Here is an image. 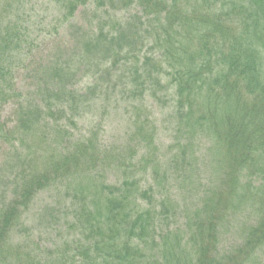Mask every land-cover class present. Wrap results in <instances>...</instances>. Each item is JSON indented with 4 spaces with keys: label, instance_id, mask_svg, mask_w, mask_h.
<instances>
[{
    "label": "trees",
    "instance_id": "1",
    "mask_svg": "<svg viewBox=\"0 0 264 264\" xmlns=\"http://www.w3.org/2000/svg\"><path fill=\"white\" fill-rule=\"evenodd\" d=\"M57 1L64 21L82 7L101 21L78 27L71 63L39 65L25 95L15 73L33 9L0 0V141L13 146L0 264H264V0ZM100 103L129 120L117 149L79 135ZM46 192L58 239L45 247L28 224Z\"/></svg>",
    "mask_w": 264,
    "mask_h": 264
},
{
    "label": "rangeland",
    "instance_id": "2",
    "mask_svg": "<svg viewBox=\"0 0 264 264\" xmlns=\"http://www.w3.org/2000/svg\"><path fill=\"white\" fill-rule=\"evenodd\" d=\"M27 7L31 10L33 9L30 11L32 14L31 21H33L32 27L34 31L33 38L35 40V45L30 50V52H28V55L22 60V65L18 67L15 73L18 91L24 93L25 95L33 91L37 81L41 79L40 76L43 75V73L39 74V72L36 71L39 65L48 67L54 66L59 62L67 64L71 63V61L66 60V57L72 54V48L75 49V45L78 40L77 38L81 34V31L78 30V27L82 26L83 24L87 27V23L89 22H92L93 25L97 26L99 21H101L98 19H93L94 16L100 15L98 11L94 12L92 8L87 11L84 10L83 7L78 8L75 12V15L71 19L64 21L63 12L62 10L60 11V4L57 0H28ZM68 49H70L69 52ZM104 109L107 110L105 113L103 112ZM13 110V104L11 103L7 105L2 112L1 118L3 122L7 123V129L13 125ZM89 111L90 113L88 112L86 122L79 124V135H88L89 132L96 130L101 136L104 144L110 146L112 150L119 148L122 143V138H124L126 131L128 128H130L128 118L126 116L123 118L121 116L122 112L120 110H118L117 114H115L114 109L108 110L107 106L103 107V103H100ZM91 117H94L93 121H91ZM164 118L167 119V114L161 116L160 120H163ZM165 127L169 128V123L166 122ZM167 130L168 129H162L159 143H168L169 140L167 137ZM12 167L13 146H11V142L9 140H1L0 208L3 205V198L11 195L13 190V173L11 172ZM110 178L115 180V177L111 174ZM173 182L171 181L169 185L166 183L165 187L171 186V184L173 185ZM177 182L178 181L175 182L176 188ZM146 184H151V181L149 180ZM155 186L156 184H154V187ZM176 188H173L171 191L173 194H176L174 195V202H180V204L183 205L186 203L192 208L195 207L194 198L192 199L194 195L189 193L188 190L179 189L178 192L175 190ZM154 194L155 197L153 198L156 200V202H158L159 199L162 198L161 194L159 191ZM201 196L202 194L200 193V197ZM200 197H198V199H200ZM180 199L182 200L180 201ZM52 205H54L53 195H50V193L47 192L40 195L35 206L31 210V220H29L28 224L34 228L33 235L31 236L33 240L45 247L54 244V240L58 239V236L55 233L56 226L48 227V225L44 223L46 218H41V212L44 210V208L45 210L43 212L46 214L48 209L47 207ZM247 209L248 207L244 205L243 211L246 212L243 213V216L244 214L249 213ZM53 228L54 232L52 233L50 230ZM238 228L239 226L232 227L230 230L231 233L228 234V236L227 234L225 235V238H223V245L225 247H229L233 245L235 241H237ZM36 237H40V239L37 240Z\"/></svg>",
    "mask_w": 264,
    "mask_h": 264
}]
</instances>
